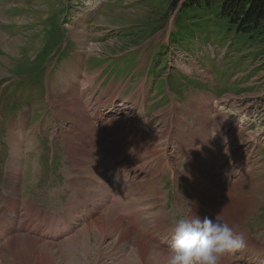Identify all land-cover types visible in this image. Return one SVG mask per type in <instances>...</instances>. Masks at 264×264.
Masks as SVG:
<instances>
[{
	"label": "rangeland",
	"instance_id": "obj_1",
	"mask_svg": "<svg viewBox=\"0 0 264 264\" xmlns=\"http://www.w3.org/2000/svg\"><path fill=\"white\" fill-rule=\"evenodd\" d=\"M184 1L0 0V264H43L44 247L142 264L140 244L167 256L176 219L210 209L246 239L223 260L264 264V42L234 46ZM112 102L128 109L107 119ZM26 110L22 144L8 128Z\"/></svg>",
	"mask_w": 264,
	"mask_h": 264
},
{
	"label": "clouds",
	"instance_id": "obj_2",
	"mask_svg": "<svg viewBox=\"0 0 264 264\" xmlns=\"http://www.w3.org/2000/svg\"><path fill=\"white\" fill-rule=\"evenodd\" d=\"M246 246L236 227L223 220L190 214L176 219L171 228L166 264H222L223 257Z\"/></svg>",
	"mask_w": 264,
	"mask_h": 264
},
{
	"label": "trees",
	"instance_id": "obj_3",
	"mask_svg": "<svg viewBox=\"0 0 264 264\" xmlns=\"http://www.w3.org/2000/svg\"><path fill=\"white\" fill-rule=\"evenodd\" d=\"M188 9L209 11L216 33L227 35L234 46L264 42V0H185L183 11Z\"/></svg>",
	"mask_w": 264,
	"mask_h": 264
},
{
	"label": "bare ground",
	"instance_id": "obj_4",
	"mask_svg": "<svg viewBox=\"0 0 264 264\" xmlns=\"http://www.w3.org/2000/svg\"><path fill=\"white\" fill-rule=\"evenodd\" d=\"M99 1V0H98ZM6 48V51L9 53L10 52V47H5ZM12 49H14V52L13 53H10V55H13V56H15L17 53H18V50L16 51V48L14 47V48H12ZM70 74H72L73 75V73H71L70 71H68ZM67 72V73H68ZM0 77H2V75L0 76ZM66 87V86H65ZM66 90L68 91V87H66ZM67 93H69V95H71L70 97L71 98H75V97H77V94H76V91H74V90H72V91H68ZM78 93V92H77ZM210 106H213V105H208L207 107H210ZM112 109V108H111ZM123 109H126L125 107L123 108ZM111 111V110H110ZM101 116V118L102 119H98V121L99 122H101V121H103L104 119H105V114H101L100 115ZM101 120V121H100ZM106 120V119H105ZM87 124H91V123H87ZM202 126H204V128H208L207 126L209 125V121L207 120V118H203V122H202ZM111 125V122H108L107 124H106V127H109ZM85 127H87V125L85 124ZM92 128L94 129H96V127L95 126H92ZM91 129V128H90ZM94 129V130H95ZM129 134V133H128ZM122 135V134H121ZM125 135H127V134H125ZM135 139V138H134ZM131 140V139H130ZM127 141V140H126ZM135 141V140H134ZM137 142H138V138H137V140L135 141V145H134V149H136V150H138V151H141L142 150V152H144L145 150L142 148V147H137L136 146V144H137ZM168 145H169V143H168ZM226 145H224L223 147H225ZM223 147H222V149H223ZM128 149H133V147H131V145H130V143H129V145H128ZM221 149V150H222ZM233 152V151H232ZM149 153V155H150V157H152L153 155H155V152L153 153V152H148ZM164 154H166V153H164ZM230 153H229V148H225L224 149V151L222 152V155L223 156H227V155H229ZM134 154L132 153V156H133ZM123 157L124 158H126L127 156L126 155H123ZM207 166V165H206ZM235 169V168H234ZM228 171L230 170V169H227ZM233 171V170H232ZM232 174V173H231ZM227 178V177H226ZM256 191V190H255ZM255 193V192H254ZM229 212V211H228ZM214 214L215 213H213V211L210 209V211L208 212V213H206L205 214V217H208V218H211V217H214ZM238 214V213H237ZM235 217V212L234 213H232V214H228L226 217L225 216H222V218H223V220H225L227 223H229L230 224V222L233 220V218ZM26 243H32L31 241H29V240H27L26 241ZM81 243V242H80ZM34 244V243H33ZM138 245V244H137ZM136 245V246H137ZM28 247H30V246H28ZM44 247V246H43ZM46 248H48V247H44L43 248V257H48L47 259L45 258L44 259V261H46V262H44L43 264H54V262L56 261L55 259H53L52 258V253H50L49 251H45L46 250ZM136 248V247H135ZM133 249H134V247H133ZM25 250H27V248L25 249ZM84 250H85V248H84ZM87 250V249H86ZM82 253H84V251L82 252ZM85 253H86V255H87V252L85 251ZM83 255V254H82ZM83 257V256H82ZM136 257H137V259L142 263V264H150V262L152 261V260H156V262H158V264H166V260H167V256H165V254H163L162 252H160V251H154L153 252V250L151 251V248L149 247V246H147V245H143V244H140L139 245V248L136 250ZM133 261H135V259L133 260ZM57 262V261H56ZM56 264V263H55ZM222 264H229L227 261H225V260H222Z\"/></svg>",
	"mask_w": 264,
	"mask_h": 264
}]
</instances>
